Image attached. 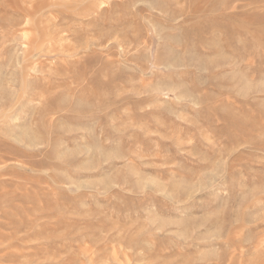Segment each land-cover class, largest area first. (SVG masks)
Instances as JSON below:
<instances>
[{"label": "rangeland", "instance_id": "obj_1", "mask_svg": "<svg viewBox=\"0 0 264 264\" xmlns=\"http://www.w3.org/2000/svg\"><path fill=\"white\" fill-rule=\"evenodd\" d=\"M0 264H264V0H0Z\"/></svg>", "mask_w": 264, "mask_h": 264}]
</instances>
